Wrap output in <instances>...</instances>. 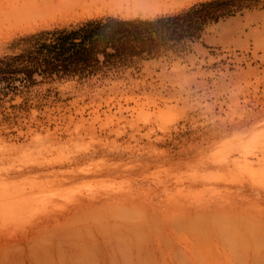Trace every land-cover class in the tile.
I'll list each match as a JSON object with an SVG mask.
<instances>
[{"label": "rangeland", "instance_id": "obj_1", "mask_svg": "<svg viewBox=\"0 0 264 264\" xmlns=\"http://www.w3.org/2000/svg\"><path fill=\"white\" fill-rule=\"evenodd\" d=\"M100 1L0 0V60L31 66L14 58L61 32L149 17ZM173 17L130 35L124 55H100L88 77L0 81V181L15 190L12 206L30 198L0 216V263L160 264L173 252L183 264L189 247L195 264H215L226 240L237 261L264 249L253 235L264 222L241 217L254 228L240 236L229 221L244 215L226 200L232 191L246 206L264 200L249 183L264 166V0H205ZM80 202L91 205L54 219ZM45 217L36 240L23 241Z\"/></svg>", "mask_w": 264, "mask_h": 264}, {"label": "trees", "instance_id": "obj_2", "mask_svg": "<svg viewBox=\"0 0 264 264\" xmlns=\"http://www.w3.org/2000/svg\"><path fill=\"white\" fill-rule=\"evenodd\" d=\"M157 22L142 20H117L109 18L102 21H91L70 32H61L54 43L41 44L35 51L20 55L14 59L25 58L31 66L13 67L11 61L0 60V81H8L7 88H12L11 79L17 73L25 74L20 80H31L34 72L44 76L88 77L100 71V55L103 61L127 53L129 37L142 33ZM80 35L75 42L74 36ZM112 49V51H109Z\"/></svg>", "mask_w": 264, "mask_h": 264}, {"label": "bare ground", "instance_id": "obj_3", "mask_svg": "<svg viewBox=\"0 0 264 264\" xmlns=\"http://www.w3.org/2000/svg\"><path fill=\"white\" fill-rule=\"evenodd\" d=\"M168 1L169 0H131V1L130 0H101L100 2H101V9H108L109 11H114V12L115 11H125L127 15H138L139 13H141L144 16H151V15H154V14H156V13L161 12L162 10H164L165 9V6H166V3ZM46 4H48V3H46ZM22 5L20 6V8H22V10H23L24 7H22ZM24 6H25V9H27L28 6H26V5H24ZM34 6H36L35 8H33V9H35L34 11H37L40 14L41 13V9H39V7H38V9H36L37 8V5L36 4ZM45 6H47V5H44L43 7H45ZM40 7H42V6L40 5ZM97 7H99V9H100V6L97 5ZM86 9H87V7H86ZM15 10H12L11 9V11H15ZM28 10H29V8H28ZM24 11H26V10H24ZM97 11H98V9H97ZM37 12H36V14L38 15ZM8 13L6 14V17L9 16L11 18V15L8 14ZM26 13L28 14V11H26ZM11 14H12V12H11ZM18 15H19V13H18ZM19 16H21V15H19ZM25 16H29V15H25ZM15 18H14L13 14H12V19H13V21L16 22L18 20V18H16L17 20H15ZM8 20H9V18H8ZM19 21H20V19H19ZM6 22H7V20H6ZM17 24H18V21H17ZM5 26H8V25H5ZM9 182H10V180L9 181L8 180H2V181H0V216L5 215V217L12 215V213H14V212H16V213L19 212L22 209V206L25 203H28L30 201V198L29 197H25V196L21 195V199H18V202L20 204H15L14 206H12V204L8 202V198L13 194V191H15V190H12V188L10 187V186H12V184H10L11 182L10 183ZM249 183H250V187L254 191L257 192L258 190H256V189L258 188L260 190V192H261V195L263 194V196H264V166L261 167L260 174H257L255 177L251 178V180L249 181ZM36 189L37 188L32 189V191L33 190L36 191ZM238 197H244V194H238L237 192L232 191L231 196L226 197L227 198L226 200L229 203L232 202V204H234V207H232V208L233 209L234 208L235 209H239V213L240 214H243L244 216L239 215L238 216V217H240L239 218V221L236 220L238 217H235V218L232 219V221L230 219L229 222H230L231 225L233 224V222H237V224H241V225H238V228L241 229L240 232L242 230L243 231H242V233H239V235L242 236V237H245L248 234V231L250 230V228L251 227L254 228V226H253V223L250 222V221H249V223H252V224L243 225V221H244L243 218H245V215H251L252 218H255V220H258L261 223H263L264 222V210H263L264 209V200L263 201H261L260 199L255 200L253 203H250V204H248V206H246L247 204H245L243 202H240L239 201L240 198H238ZM220 200H221V198H220ZM226 200H225V202H226ZM222 201H224V200H222ZM83 205L84 206H90L91 204L90 203L87 204L85 202H80V203H78V205H75V206L67 209L62 215H60L58 217H55L54 219H56L57 221L60 220L61 218L65 219L66 221L71 220L73 214L77 210V207L78 206H83ZM251 205H252L253 208L250 209V206ZM228 211L230 212V213L229 212L228 213L230 215H232L231 213L233 211L231 210V208H229ZM239 213H234V214H239ZM230 215H229V217H230ZM261 216L263 218H262V220H259L261 218ZM241 217H243V218H241ZM246 218H247V220L246 219L245 220L248 222V220L250 219V217H249V219H248V216ZM256 218H258V219H256ZM50 220H51L50 218H46L45 217V218L41 219L40 221H38L37 222V227H36L37 229H35V230L32 229L30 232H27L22 237V239H24L23 241L26 240L28 242V241H31V240H34V239L36 240L37 235L35 233L40 230L38 228H40L42 225L43 226H47V224H48V222ZM255 224L257 225V227L255 229V232H253V235L256 238H259L260 239L262 237L264 239V235H263L264 234L263 233L264 232V227L261 226L259 223H255ZM234 225H235V223H234ZM235 227H237V226H235ZM225 231H227V229H225ZM225 231H224L223 235L226 234ZM229 232H231V231H228V233ZM229 234H231V236ZM229 234H226L227 236L225 235V237H229V238L231 237L233 239L234 236L232 237V235H237V233L236 234H232V232L229 233ZM221 236H220V238H221ZM71 237L72 236L69 234L68 238L70 239ZM237 237H238V235L236 236V238ZM233 240H235V238ZM229 241L226 240V244H228L230 246V244L227 243ZM219 243L222 244V241L219 242ZM224 243H225V241H224ZM74 244H72V242H69L68 243V246L69 247H71V245L76 246V247L78 246V245H76V243H74ZM229 246L226 247L227 250L229 249ZM232 247H231V249H232ZM234 247H236V246H234ZM89 248H90V245H89ZM261 248H257V249L251 250L250 253H247V257L245 258V260H243V259L239 260L238 259L240 261L239 262V261H237V259H235L236 257L235 258L232 257L233 253H235V252L232 251L233 253L231 255L223 246L222 247L219 246V248L217 247V249L215 251V253H216L217 257H218V259H217L218 261H216L215 264H243V263L244 264H264V249H261ZM22 249H24V246H22ZM237 250H238V248L235 251H237ZM181 255H182V259L180 258L179 261H183L184 262L183 264H195V257H194L195 254H194L192 248H189L188 247L187 250L182 251V254ZM245 256H246V254H245ZM0 257H1V255H0ZM183 257H184V259H183ZM0 260H3V259H0ZM176 261H177V256L174 255L173 252H168V254L164 257L163 262L160 263V264H176V263H178ZM2 262H5V261H2ZM2 262L0 264H3Z\"/></svg>", "mask_w": 264, "mask_h": 264}, {"label": "crops", "instance_id": "obj_4", "mask_svg": "<svg viewBox=\"0 0 264 264\" xmlns=\"http://www.w3.org/2000/svg\"><path fill=\"white\" fill-rule=\"evenodd\" d=\"M203 1L205 2V0H193L186 4H183V3L178 4V0H169L166 3L165 9L162 10L161 12H158L149 17L139 16V17H134L130 19L131 20H143V21H149V22H154V23L157 21L169 22L171 18H174L173 16H178L179 13L187 12V10H189L191 7ZM199 37H200V40H202L203 38H211V24H209L208 26L202 29L201 33H199Z\"/></svg>", "mask_w": 264, "mask_h": 264}]
</instances>
